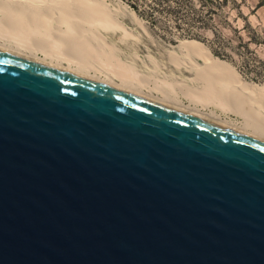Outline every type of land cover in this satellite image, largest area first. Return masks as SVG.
<instances>
[{
  "label": "water",
  "instance_id": "water-1",
  "mask_svg": "<svg viewBox=\"0 0 264 264\" xmlns=\"http://www.w3.org/2000/svg\"><path fill=\"white\" fill-rule=\"evenodd\" d=\"M0 264H264V141L0 51Z\"/></svg>",
  "mask_w": 264,
  "mask_h": 264
},
{
  "label": "bare ground",
  "instance_id": "bare-ground-1",
  "mask_svg": "<svg viewBox=\"0 0 264 264\" xmlns=\"http://www.w3.org/2000/svg\"><path fill=\"white\" fill-rule=\"evenodd\" d=\"M107 0H0V51L85 77L264 141V92L186 40L181 70L198 82L141 71L107 35L135 39ZM135 20L144 22L132 11ZM107 34V35H106ZM197 59L209 66L206 68ZM221 61V62H220ZM226 65V64H225ZM232 67V66H230Z\"/></svg>",
  "mask_w": 264,
  "mask_h": 264
},
{
  "label": "trees",
  "instance_id": "trees-1",
  "mask_svg": "<svg viewBox=\"0 0 264 264\" xmlns=\"http://www.w3.org/2000/svg\"><path fill=\"white\" fill-rule=\"evenodd\" d=\"M122 1L142 21H145L152 31H161L164 34L179 38H189V41L209 49L217 60H225L224 63L228 61L225 63L226 65L223 64L226 67L229 65L227 68L232 66L229 69L233 71H236L234 68H237L246 80L264 83V59L258 58L250 49L251 44L258 46L264 44V41H261V38L256 35V31L247 23L246 18L242 16L246 22L243 30L249 36L248 41L244 40L238 29H232L231 37H226L221 31L220 26H230L224 18L226 14L229 15V11H227V8H230L229 5L241 16L240 11H238L237 0ZM263 6L264 0H261L256 9ZM198 29L210 30L213 34L212 39H206L201 33H195ZM171 42L173 44L178 43L175 39H171ZM260 91L264 92V90Z\"/></svg>",
  "mask_w": 264,
  "mask_h": 264
},
{
  "label": "rangeland",
  "instance_id": "rangeland-1",
  "mask_svg": "<svg viewBox=\"0 0 264 264\" xmlns=\"http://www.w3.org/2000/svg\"><path fill=\"white\" fill-rule=\"evenodd\" d=\"M107 1L111 3L110 5L116 11L119 19L137 36L135 39H128L124 42L120 34H106L109 42H114L121 48L125 59L131 60L141 71L146 73H153L161 77L182 78L192 81L193 83L200 81L202 73L197 68H193L192 72H188L181 70L179 65L180 60L185 59L182 47L189 38H179L178 36L164 34L161 31H152L145 21H143L144 24L141 25L135 20L132 9L124 1ZM259 2H261V0H237L238 11H240L241 16L237 14L236 10H232L231 5H229L230 8H227L229 15L226 14L224 18L230 26H220L223 34L226 37H231L232 29H238L241 32V36L244 37V40L248 41L249 36L243 30L246 23L244 18H242L243 16L246 18L251 28L256 31V35L261 38V41H264V6L256 9ZM195 33H201L206 39H212L213 37L212 32L208 29H198ZM171 39L177 40L178 43L173 44ZM205 45L208 47L207 44ZM250 49L258 58L264 59V44L258 46L251 44ZM197 61L204 65L201 60L197 59ZM224 61L222 62L224 63ZM204 66L209 68V66ZM224 67L226 66L224 65ZM248 82L251 84V87L259 91L264 90V83Z\"/></svg>",
  "mask_w": 264,
  "mask_h": 264
}]
</instances>
